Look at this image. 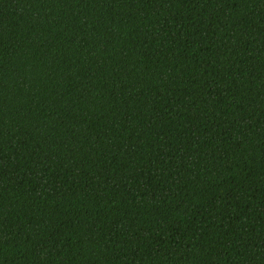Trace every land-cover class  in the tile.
Listing matches in <instances>:
<instances>
[{
    "label": "trees",
    "instance_id": "1",
    "mask_svg": "<svg viewBox=\"0 0 264 264\" xmlns=\"http://www.w3.org/2000/svg\"><path fill=\"white\" fill-rule=\"evenodd\" d=\"M0 264H264V0H0Z\"/></svg>",
    "mask_w": 264,
    "mask_h": 264
}]
</instances>
